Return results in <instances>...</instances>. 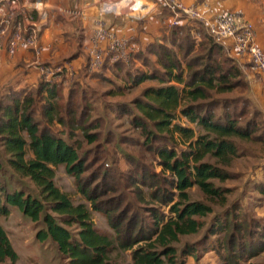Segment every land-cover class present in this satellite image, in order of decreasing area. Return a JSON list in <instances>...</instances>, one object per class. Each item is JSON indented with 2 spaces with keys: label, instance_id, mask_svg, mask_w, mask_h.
<instances>
[{
  "label": "trees",
  "instance_id": "16d2710c",
  "mask_svg": "<svg viewBox=\"0 0 264 264\" xmlns=\"http://www.w3.org/2000/svg\"><path fill=\"white\" fill-rule=\"evenodd\" d=\"M167 13L163 8L161 19ZM163 32L147 47L140 46L136 54V61L147 66L154 56L160 70L145 72L131 64L123 88H137L148 81L161 86L146 89L142 95L146 100L138 98L131 106L114 109L119 118L128 117L139 140L116 138L110 132L104 135L101 120H90L89 108L83 105L85 93L79 98L76 83L69 88L65 103L61 100L63 82L39 81L20 90L8 86L0 94V264L19 261L1 224L12 208L40 223L37 240L55 243L68 264H115V253L128 255L131 264H186L185 258L196 255L197 246H186L179 256L176 244L182 237L199 234L205 227L200 219L214 210L208 203L193 201L190 190L196 187L206 200L226 206L231 190L223 184L233 175L222 166H230L238 156V140L264 141V129L260 130L256 118L239 121L229 103L210 100L213 91L223 94L248 88L225 46L215 42L201 23L189 20ZM195 33L201 35L199 43ZM120 64L126 65H105L94 75L113 84L104 69H121ZM177 111L200 133L176 124ZM56 124L72 133L81 131L91 148L83 152L75 148L53 131ZM176 135L187 142L185 150L180 149ZM121 145L139 156L122 150ZM116 150L125 156L127 174L112 157ZM60 166L75 179L88 204L76 205L57 186ZM256 190L264 196V183H257ZM93 213L104 215L114 234L99 232ZM236 215V209L228 210L225 219L215 220L209 240L224 234L226 238L219 244L218 238L210 240L215 244L205 248L217 254L223 248L222 258L228 264H239L260 241L264 244V224L258 221L263 224L260 230L248 229L249 223Z\"/></svg>",
  "mask_w": 264,
  "mask_h": 264
},
{
  "label": "rangeland",
  "instance_id": "374dc122",
  "mask_svg": "<svg viewBox=\"0 0 264 264\" xmlns=\"http://www.w3.org/2000/svg\"><path fill=\"white\" fill-rule=\"evenodd\" d=\"M82 1L83 0H78V9L81 7ZM117 1L121 2L120 0H112L111 2L117 3ZM251 1L255 4V8H259L264 12V0ZM97 3L99 4L98 9H96L97 14H105L103 8L105 4H103L101 0H97ZM155 13V15L148 17L147 20L155 18L156 16L157 18L161 17L158 10ZM109 15L110 16H108L107 18L111 20V23L116 22V24L118 25H126L131 22L128 17L118 19L113 14ZM167 15L170 14L167 13ZM71 18L75 20L80 19L81 17L72 15ZM99 18L101 19L103 17L101 16ZM95 19L96 17L93 20ZM147 20L135 22L138 24L137 32H143L144 22H146ZM153 20L154 19H152L151 21ZM261 23L264 24V19L261 21ZM76 26H79V24H76ZM79 28H82V23H80ZM77 37H79V39H77L78 46L77 49H74L75 51L73 50V52H70L67 56H64L62 59L58 60L57 63H49L63 66H69V64H72L75 69L73 79H68L69 81L66 80L63 84L64 92L63 94L61 93L62 102L65 103V100L69 95V88L74 83H76L75 88L79 98H81V94L83 92L85 93L86 102L83 105L89 108L90 120H101L99 121V124L101 126L104 125V127L102 128V132L104 135L110 132L116 138L123 137L132 140H139V132L133 129L128 117L119 118L117 112L114 109L117 108V106L121 105L131 106L132 102L138 98L146 100L142 97L146 89L157 88L161 86L158 81H148L137 88H123L126 86V70H130V68H132L130 66L131 64H137L138 68L145 72H149L148 69L150 68L160 70V67H157V59L154 56L149 57V61L152 64H150L151 66H147L145 64H141L140 61H136V56L138 55L137 54L134 58L135 61L128 64L129 67H127V64H120L119 67L121 69H104L106 71L110 70V72H107L106 75L108 74L107 76L109 80L113 81L112 84L110 82L98 79L97 77H95V75L89 74V72L87 71L86 64L88 62V56L86 54V45L90 41L89 31H86L85 28L83 30L79 29ZM154 41V37H150L149 42H141L142 47L145 48L149 43H152ZM230 57L233 58L232 56ZM78 59H80L81 61H79ZM233 59L241 68L244 74L243 84L248 88L241 86L235 89L233 92H226L223 94L215 93L213 91L211 95L212 98L210 100L217 101L222 104H224V102L227 104L229 103L231 105V110L234 111V114L236 116H239L238 120L242 123L247 120L256 118L262 125V129L260 130L263 131L264 79L253 70V64L249 60L242 62L238 61V59L236 58ZM31 68L35 67L33 66ZM39 81L40 80L38 78L37 81L33 83L34 86L37 85ZM67 85L69 86L67 87ZM31 87L33 86L31 85ZM119 88H122V93H119ZM181 88L183 89L184 87L182 86ZM111 92H114V94H110ZM184 98L185 95L183 96V99ZM185 101L186 99L183 100L182 105L185 104ZM220 112L222 113L223 111ZM176 115L178 116V119L175 121L176 124H181L184 127L192 128L196 131L197 134L200 133L198 127L195 124H190L187 119L183 118L180 115L179 111H177ZM88 121L89 120L87 119L86 123ZM52 129L56 134L60 135L70 144L74 145L75 148H78L81 152L91 148V146L88 145L87 141L79 130L72 133L70 128L62 127L59 124L54 125ZM176 139L178 140L181 150H185L188 147L186 145L187 142L183 138H181L180 135H176ZM237 145L239 152L238 156L232 159V163L230 164V166H222L227 172L233 175V178L223 184V187L231 190V193L226 196V206L223 207L220 202H210L206 200L202 193L196 187L190 190L191 199L193 201L208 203L213 207L214 212L207 218L200 219L205 227L199 234L182 237L181 241L176 244L179 256L186 246H197L196 255L189 256L188 259L185 258V261L187 260L186 264H228L226 263L227 261L222 258V256L225 255L223 248L222 251L218 254L215 251L208 253L205 250V248L211 247L215 244L214 242L210 243V240H216L218 238L216 244H219L221 243V241L225 240V234L213 238L211 237L209 240L210 236L208 234V231L210 229V226L215 223V220L217 218L225 219L224 215L228 210H231L233 212V210L236 209V216L238 220H244L246 223H249L248 229H250L251 227H255L254 230H260V228L263 227L264 196L256 190V184L264 183V141L243 142L238 140ZM110 148L112 149L113 147L111 146ZM121 148L124 151L131 152L132 154L139 156V153L137 151L132 150L131 148L127 147V145H121ZM30 155H32L31 152ZM112 157L114 161L117 162L118 167L121 168L118 169L121 171L123 170L122 172H125L124 174H127L129 170L126 166L124 154L116 150L113 153ZM206 160H209V158H207ZM108 163L111 165L112 161L109 160ZM212 163H215V160H213ZM158 170L160 171L162 169L159 168ZM56 184L61 189V191L70 195L71 199L76 205L80 203L88 204L86 199L79 193L75 179L67 174L65 166L59 167ZM217 184L220 185L219 183ZM30 186L33 189V185L30 184ZM141 206L144 207L145 205L142 204ZM92 215L96 224V229L99 232L114 234L104 215L99 213H93ZM258 221H261L263 224L259 225ZM1 224L8 232L12 245L19 255V261L17 264H68L67 261L61 258V255L55 243L51 241L43 243L37 240L36 235L37 232L42 228V225L40 223L38 224L32 222L17 208H12L10 216L3 217L1 219ZM263 250L264 244L262 241H260L258 246L254 247L250 253L246 254L244 260L240 261L239 264H264V252L260 254V252ZM118 255L119 254L117 253L113 255L117 260L115 264H131L132 261L128 255L122 254L121 257H119ZM253 255L254 257H250ZM6 264H9V262H7Z\"/></svg>",
  "mask_w": 264,
  "mask_h": 264
},
{
  "label": "built area",
  "instance_id": "2783aa9c",
  "mask_svg": "<svg viewBox=\"0 0 264 264\" xmlns=\"http://www.w3.org/2000/svg\"><path fill=\"white\" fill-rule=\"evenodd\" d=\"M43 2V0H0V58L4 50H7L11 56L25 49L41 52L34 34L24 31V25L20 22H17L12 30V23L19 16H22L26 22L32 21L31 14L19 9L20 3L30 5L31 10H42ZM143 4L146 5L142 8H146L149 4L155 6V12L159 9L161 11L163 8L167 9L170 15H167L166 19H161L163 29H171L182 20L201 23L215 42L225 46L227 52L228 48L233 50L238 58L249 60L253 64V70L264 79V48L257 40L255 25L246 19L243 13L229 11L209 19L196 6H186L181 0H144ZM8 7L9 13L5 12V8ZM104 13L97 14L90 33V41L86 45L87 71L93 75L102 72L105 65L112 67L118 63L127 65L132 63L140 50L136 34L120 35L114 28L106 27L104 20L99 18L109 14L116 17V12L110 9ZM155 14L149 13L142 18L127 14V17L135 23L147 20ZM195 39L199 43L201 35L195 33ZM34 67L40 81L52 84L71 80L75 73L72 64L54 65L46 63L42 58L35 61Z\"/></svg>",
  "mask_w": 264,
  "mask_h": 264
},
{
  "label": "crops",
  "instance_id": "0c3cea01",
  "mask_svg": "<svg viewBox=\"0 0 264 264\" xmlns=\"http://www.w3.org/2000/svg\"><path fill=\"white\" fill-rule=\"evenodd\" d=\"M42 10H31V6L24 3L19 4V9L27 11L32 17L31 23L24 21L22 16L14 20L12 30L17 22L24 25V31H30L36 37L38 45L41 47V52L34 49L20 50L16 55L11 56L7 50H4L0 58V94L6 92L7 87L11 86L16 90H20L29 86H34L33 83L39 78L34 66L36 60L42 58L46 63H57L58 60L67 56L74 49H77L78 30L84 29L91 33L94 22L97 16L98 9L97 0H83L81 7L78 9V0H43ZM112 0H101L104 11L113 9L116 12V17L123 19L127 14L142 18L155 13L156 7L148 5L142 8L143 0H120L117 3ZM186 6H196L209 19L229 11H239L243 13L246 19L255 25L257 40L264 47V24L261 21L264 19V12L255 8V4L251 0H181ZM84 6V7H83ZM87 9H86V8ZM10 8H5V12L9 13ZM76 10V11H74ZM137 10V11H136ZM145 10V11H143ZM125 11V12H124ZM161 13V9L158 10ZM148 12V13H147ZM72 15L81 17L80 19L71 18ZM110 15L103 16L106 27L114 28L120 35L136 34L138 42H149L150 37L157 39L168 30L163 32L161 17L157 16L144 22L143 32H137V23L129 22L126 25H118L116 22L111 23L107 18ZM82 23V28H79ZM79 24V26H76ZM93 26V27H92ZM151 35V36H148ZM75 51V50H74ZM228 53L238 59L233 50L228 48ZM81 61L80 59H78ZM110 72V70H107ZM108 75V74H107ZM185 120V119H184ZM191 124V123H190ZM185 125V124H184ZM194 125V124H193Z\"/></svg>",
  "mask_w": 264,
  "mask_h": 264
},
{
  "label": "bare ground",
  "instance_id": "6f19581e",
  "mask_svg": "<svg viewBox=\"0 0 264 264\" xmlns=\"http://www.w3.org/2000/svg\"><path fill=\"white\" fill-rule=\"evenodd\" d=\"M143 11H145V10H143Z\"/></svg>",
  "mask_w": 264,
  "mask_h": 264
}]
</instances>
